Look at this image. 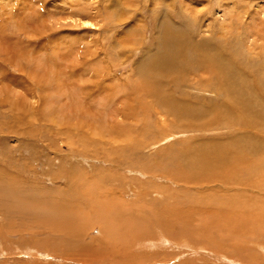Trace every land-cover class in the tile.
<instances>
[{"label":"rangeland","instance_id":"obj_1","mask_svg":"<svg viewBox=\"0 0 264 264\" xmlns=\"http://www.w3.org/2000/svg\"><path fill=\"white\" fill-rule=\"evenodd\" d=\"M169 25L204 50L228 58L227 65L236 74L243 73L238 81H252L253 88L262 86L258 92L264 97V0H0V264H121L127 257L145 256L172 258L166 264L264 262V220L260 218L245 216L236 222L235 216L227 222L222 216L210 218L214 229L199 240L204 247L221 250L224 260L217 261L199 243L186 245L193 239L180 230H167V238L174 243L163 244L161 224L142 215L166 203L186 206L188 213L192 194L202 188L168 178L177 169L191 176L198 173L199 162L213 172L216 168L209 170L208 165L224 162L221 157L231 153L233 145L243 151L242 142L233 138L234 128L219 130L210 123L202 133L192 132L193 120L188 123L163 112L141 92L134 94L142 86L136 67L157 53L163 28ZM196 53L191 49L185 55L195 61ZM195 62L179 63L176 74L163 78L172 100L182 98L203 110L220 104L233 107L224 88L233 80L219 81L224 71L211 60ZM206 114L207 119L219 115L215 108ZM258 120L264 122V118ZM253 127L246 133L260 136L262 132ZM216 140H221V148ZM194 147L199 161L183 160L194 153ZM142 159L154 166L143 167L147 174L139 175L132 164ZM161 168L168 178L159 177ZM238 170L243 175L244 170ZM207 178L197 176L202 182ZM238 186L234 182L221 190L230 195L220 194L226 199ZM220 194L213 198L222 201ZM125 202H133L138 209L122 210L129 212L126 218L138 224L148 222L149 229L156 231V241L142 244L146 236L138 231L135 242L128 228L114 223L112 216L122 217L116 210ZM111 206L115 213L107 217ZM197 210L194 214L199 216ZM112 223L115 233L105 229ZM249 230L255 232L251 235ZM174 232L183 236L173 240L169 236ZM212 241L221 245L217 248Z\"/></svg>","mask_w":264,"mask_h":264},{"label":"bare ground","instance_id":"obj_2","mask_svg":"<svg viewBox=\"0 0 264 264\" xmlns=\"http://www.w3.org/2000/svg\"><path fill=\"white\" fill-rule=\"evenodd\" d=\"M174 22H175V20H174ZM258 22H260V21H258ZM168 23H170V22H168ZM167 27L168 28H165V27L163 28L165 33L163 36L161 35L162 37L159 39L160 42H158V44H157V53H155L151 57H148V58L142 60L138 64V66L136 67V74L140 78L142 86H137V85H139V83L137 85L134 84L135 86L138 87L137 91H136V89L133 91L134 94L136 92H141L142 95L146 98L147 102H149V100H151L152 103L154 105H156L157 109L159 108V110H162L163 112L167 111L170 115H173L175 117H179L181 119H187L188 123L191 122L190 120H193L190 124V126H192V130H190V131H192V132H195V133L201 132L202 133V131L209 129V128H207V126H211L210 123H212V125L217 124V126L221 128L219 130L234 128L235 131L233 133V138L236 140V141L235 140L234 141L237 143L242 142L243 147L241 150H243V151L239 152L238 147H235V145H233V147L231 148V153H228V155H223V157H221L220 153H216L217 158L218 159L223 158L225 163L224 162H216L215 163V161H214L215 166L208 165V166H210L209 170L216 168L215 171H213V172H208L206 170V168L204 167V165H202L203 163L201 164L199 162L200 168H198V167L196 168V169H198V173L194 172L193 175L191 176L187 173L184 174L182 171H180V169H177L179 167V166H177V165H179L177 163L176 169H177V172L179 174L177 173V174H175V176L173 174L172 178L170 177L171 178L170 179V178H168L169 175H167L168 172H165L166 170L163 171L162 168H161V170L158 169L157 173H158L160 178H168V180L174 181V182L192 183L195 185V187H196L195 189H197L199 187V188H202V190L199 192V190L197 189V193L192 194L191 197L193 198L194 202H192L191 208L189 206V212L188 213H187L188 207H186V206L182 207L183 206L182 205L180 208H177V206H174L171 204L168 205V203H166V205L159 208L158 211L150 213V212L145 210V212L142 213V215L143 216L148 215L147 217L149 219H151V220L153 219L155 222L161 224L163 229L160 228L159 231L161 232L162 237H160V236L159 237H160V241H162L163 244H164V242H166V240H168L167 241L168 243H169V241L174 243L172 240H169L167 238V230H180V231H182V233L186 234L188 237H191L193 239V243H191L190 241H187L186 245H188V246L193 245L194 247H196V245L199 243V246H201L205 249H208L210 254L212 253V255H213L212 257L217 258V261L219 259L224 260V258H222L220 256L221 250L217 251L216 248L204 247L203 246L204 245L203 240L202 241L199 240L203 233H207L211 229H214L211 227V224L209 223V219L213 218L215 216H217V217L222 216V217L226 218L225 221L227 222L228 220H230L229 219L230 217L232 218L233 216H235V217H237V219L235 220V222H236L239 218L242 220V218L243 217L245 218V216H246L247 218H250V219L260 218V219L264 220V157L262 155L264 152V122L261 123V122H259V120L257 121L258 117L264 118V115H263L264 97L258 92L259 88L261 89L262 86L253 88L254 84L252 83V81L251 82H247V81L246 82H239L238 80H242V77H240L239 75H243V73L241 71H239L236 74L234 72V70L230 66L227 65L228 64V58L227 59L224 58V56L219 55L214 50H212V51L204 50L202 45H198V43L196 44L194 42V40L192 41L190 39V37L182 34L181 31H177L174 28L175 26L169 25ZM160 30L162 31V28ZM160 32L158 34H160ZM162 34H163V31H162ZM203 45H206V44H203ZM210 46H212V45H208L207 47L209 48ZM191 49H193L195 52H197L196 56L198 57L197 58L198 61L201 62V61L211 60L212 63H214L217 67L219 66L224 71V73H222L224 75H221V77L219 78V81H221L223 84L226 83L229 78H231L233 80L231 82V85H228V83H227V84H225L226 86L224 87V88H227L226 94L228 95V98H229L226 100L231 102L233 107L224 106V105L220 104L218 107L217 106H210L208 110H203L202 108H192V106L189 105V103H185L183 100H181L182 98L179 100L180 102H176V101L172 100V98L169 96L170 92H169V90H167L166 85L163 83V78H165V80L167 79L168 75L166 76V74H171V75L176 74L175 72L176 71L178 72V70H176V68L178 67L179 63H186V62H191V64H193V62L196 63L195 61H197V60L193 61L191 59V57H188V55H185V53ZM219 56H221L222 58ZM217 58H220V59H217ZM195 68H198V66ZM213 75H214V73H213ZM235 76H237V77H235ZM214 77H215L214 79H216L215 75H214ZM147 80H152L153 84H148L149 82L146 83ZM174 80L176 82V79H174ZM255 85H257V81H256ZM167 91L169 92V94ZM157 104L159 106H157ZM149 106H151V105L149 104ZM214 108L219 113L218 117L216 116V114H214L213 117H210L209 119H207L206 113L211 112V114H212ZM221 110H222V112H221ZM243 112H246V113L248 112L247 114L249 117L247 116V114L245 116L243 114ZM240 117H242V118H240ZM200 119L203 121H206V122H203V124H202V123H200V122H202ZM261 120H263V119H261ZM193 122H199L200 125L198 126V125L192 124ZM253 126H255V128H256V130H258V132H262V134H259L260 136H252V135L249 136L246 133L247 131H250L249 127L250 128L252 127L254 129ZM126 128H124V129H126ZM144 131H146V130H144ZM220 133H221V131H220ZM189 134H190V132H189ZM196 135L198 136V134H196ZM125 136L127 137V135H125ZM200 137H201V135H200ZM233 138H232V140H233ZM207 140L210 141V139H207ZM224 140H222V141L224 142ZM227 141L228 140H226V142H225L226 144H227ZM195 142H197V141H195ZM216 143L218 145V148H221V144H220V143H222L221 140H219V141L216 140ZM228 143L234 144L232 141H230ZM232 144H230V147L232 146ZM200 146H202V145H200ZM189 148H190V146H189ZM195 148L196 147H194L191 150V152L192 151L194 152ZM199 148H201V147L197 146V149H199ZM247 150H249V151L246 152ZM218 151L219 150L216 149V152H218ZM221 152H223V151H221ZM226 152H227V150H226ZM180 157H181V155H180ZM182 158H184V157L182 156ZM199 158H201V157L196 156V154L194 152L193 154L187 155V158H184L183 160L187 159V160L195 162V161H199L198 160ZM179 160H182V159L179 158ZM246 160H248V161H246ZM164 161H165V159H164ZM190 161H187V163L188 162L192 163ZM135 162H136V164L134 163L132 165H134V167L136 168L135 171L139 175L141 174V172H146L145 174H147V170L144 169L143 167L154 166V164L152 162L148 163V162L144 161L143 159L139 163L137 160H135ZM155 162H157V161H154V163ZM183 162H182V164H183ZM185 162H184V164H185ZM207 163L211 164V160H209ZM168 164H170V163H168ZM184 164H183V166H185ZM193 164H195V165H193ZM192 165L197 166L196 163H192ZM188 166L189 165H186L187 168H188ZM218 167H219V169H218ZM192 168L193 167H191V169ZM235 168L237 170L238 169L244 170L243 175L239 174V172H236ZM217 169H218L219 173L223 172V174L222 175H221V173L217 174V171H216ZM186 170L187 169H185V171ZM231 171L235 172V175L231 174L230 173ZM162 173H164V174L161 176L160 174H162ZM181 173L184 175L181 176V178H178ZM240 173H242V172H240ZM198 174H200V175L204 174V175L208 176V178L202 182V179H197ZM230 178H232V181H230ZM234 182H237V184L239 186L234 189V192L231 193V196L224 199L223 197H225V195H230V193L221 192L222 188L228 189V186L232 185ZM199 184L204 185L205 187L199 186ZM218 188L220 189V191L216 190ZM94 192H96V191H94ZM103 192L108 193V194L111 193V191H109V190H104ZM220 192L222 193L223 197L220 194ZM145 193H146V195H148L147 191ZM85 194H86V192L84 193V195ZM170 194H171V196H174L173 193H170ZM218 194H220L222 201H218L220 198L217 199V201L213 198V195H218ZM232 194H235L236 197H234ZM176 197H177V195H176ZM15 198H17L18 200H21L20 198H18V196L17 197L15 196ZM239 199H241L244 203H239V201H240ZM95 200H96V198H95ZM211 200H214V201H211ZM140 203L144 204V202H140ZM220 203H222V204H220ZM243 205H245V206H243ZM134 209H137V206H135V204L133 202H130V203L125 202V203H123L121 209L116 210L117 213H119L123 218L122 217H114V216H112V214L115 213V209L111 206V210H110L111 215L108 214L107 217L112 216L114 223L121 226V228H124V227L128 228L131 231L130 236L134 237L133 239L136 240L135 242H137V240H138V238H136V233L138 231L146 236L145 238L141 239L142 244H143V242H147V241H151V242L156 241L157 240V238L155 237L156 234L154 235V232H156V231L149 229V226L147 225L148 222H143V221L138 219L139 220V224H138L137 222L130 221V218H126L129 215V212L126 213V212L122 211V210L134 211ZM196 209L199 210V216H196L194 214V211ZM104 210H106L105 207H104ZM100 212H101V210H100ZM173 212H175V213H173ZM101 216H103V215H101ZM101 218H103V217H101ZM101 220H103V219H101ZM225 221H223V222H225ZM233 221H234V218L232 219V222ZM232 222H230V224H232ZM251 223H252V220H249L248 221L249 227L252 226ZM253 224H255V223H253ZM112 225H113V223H112ZM243 225H244V223L240 224L241 227ZM108 227L109 226L105 225V229L110 233H115V230H117L114 227V225L109 227V228ZM152 227L155 228V226H152ZM254 227H255V225H254ZM254 230H257V229H254ZM260 230H261V228H260ZM159 231H157L158 234H159ZM163 231H165V233H163ZM232 232H234V231H232ZM248 232L252 235L255 231L249 230ZM220 233H222V232H219L218 236L220 235ZM180 234L181 233L174 232L169 237L173 240H177L181 236H183ZM260 237H262V236H260ZM133 239H131V240H133ZM238 241H236V242H238ZM119 242H120V244L122 243L121 241H119ZM255 243H257V242H255ZM175 244L179 245L178 242H175ZM213 245L218 248L219 245H221V244L213 242ZM172 247H173V245H172ZM190 247H192V246H190ZM247 247H249V246H247ZM146 257H148V258L145 259ZM35 259H37V258H35ZM35 259H34V261L38 260V259L37 260H35ZM170 259H172V258L160 259L159 256H157L156 258H154L152 256L150 258H149V256H145V257H142L140 259H136V258L134 259L133 257H130V258L127 257L124 259L125 263L124 262H120V263L121 264H150V262H154V263H158V264H166V263H168V261ZM200 259H201V257H200ZM244 259H245V257H244ZM197 260H199V258L196 259L195 261H197ZM195 261L190 262V260H189L188 262L193 263ZM229 262L230 261H228V263ZM38 263L39 262H37L36 264H38ZM263 263L264 262H262V264Z\"/></svg>","mask_w":264,"mask_h":264}]
</instances>
